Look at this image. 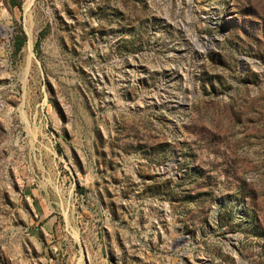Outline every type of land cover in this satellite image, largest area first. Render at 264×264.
<instances>
[{
	"label": "rangeland",
	"instance_id": "374dc122",
	"mask_svg": "<svg viewBox=\"0 0 264 264\" xmlns=\"http://www.w3.org/2000/svg\"><path fill=\"white\" fill-rule=\"evenodd\" d=\"M0 264H264V0H0Z\"/></svg>",
	"mask_w": 264,
	"mask_h": 264
},
{
	"label": "trees",
	"instance_id": "16d2710c",
	"mask_svg": "<svg viewBox=\"0 0 264 264\" xmlns=\"http://www.w3.org/2000/svg\"><path fill=\"white\" fill-rule=\"evenodd\" d=\"M6 1L10 7H18V8L21 6V2H22V0H6ZM38 40L36 41L35 44L38 43ZM23 42H24V38L22 36L21 30L18 29V33L14 36V48L16 50H19L22 47Z\"/></svg>",
	"mask_w": 264,
	"mask_h": 264
},
{
	"label": "bare ground",
	"instance_id": "6f19581e",
	"mask_svg": "<svg viewBox=\"0 0 264 264\" xmlns=\"http://www.w3.org/2000/svg\"><path fill=\"white\" fill-rule=\"evenodd\" d=\"M28 5V4H27ZM27 7V6H26Z\"/></svg>",
	"mask_w": 264,
	"mask_h": 264
}]
</instances>
